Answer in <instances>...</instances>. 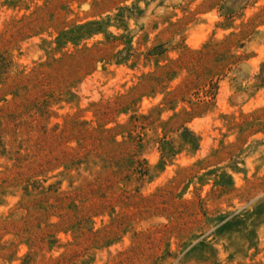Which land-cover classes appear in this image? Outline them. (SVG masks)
<instances>
[{
	"label": "rangeland",
	"instance_id": "rangeland-1",
	"mask_svg": "<svg viewBox=\"0 0 264 264\" xmlns=\"http://www.w3.org/2000/svg\"><path fill=\"white\" fill-rule=\"evenodd\" d=\"M0 264H264V0H0Z\"/></svg>",
	"mask_w": 264,
	"mask_h": 264
}]
</instances>
